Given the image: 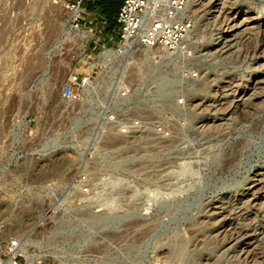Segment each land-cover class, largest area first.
Masks as SVG:
<instances>
[{"label":"rangeland","instance_id":"1","mask_svg":"<svg viewBox=\"0 0 264 264\" xmlns=\"http://www.w3.org/2000/svg\"><path fill=\"white\" fill-rule=\"evenodd\" d=\"M96 1L83 6H95L106 24L87 32L85 23L88 35L80 39L67 36V12L53 0H0V236L23 237L42 264L64 255L95 256L102 264H245L233 255L247 245L194 243L204 205L226 197L234 205L233 195L264 173V106L250 123L204 132L201 124L220 122L221 112L202 116L192 105L211 99L228 80L239 78L246 87L264 59L206 54L226 26L201 14L191 18L184 49L119 52L118 26L107 30L109 19ZM227 12L226 18L237 17L233 23L248 16L262 23L264 0H234ZM99 38L115 52L104 57L105 49H92L89 42ZM79 53H101L103 66H92L98 89L68 106L58 92ZM119 80L130 84L132 95L122 110L149 111V137L117 136L101 125L97 99L106 96L113 110ZM238 140L246 145L237 165L223 170ZM82 175L86 195L72 188ZM256 208L249 217L260 227L264 210ZM222 217L211 219L206 237L221 231Z\"/></svg>","mask_w":264,"mask_h":264},{"label":"bare ground","instance_id":"2","mask_svg":"<svg viewBox=\"0 0 264 264\" xmlns=\"http://www.w3.org/2000/svg\"><path fill=\"white\" fill-rule=\"evenodd\" d=\"M223 1L224 0H190L189 6L187 7V16L190 19L195 16L199 17V14H201V16L208 15L209 18H207V20L212 19L211 23L213 25H221L224 23L223 26H226L223 32L219 33L222 39L213 47L215 51H213V53L206 54L212 55L214 52H219V55H223L227 58L231 57L234 60H246L247 58L255 57L256 55H258L259 58L264 59V31L262 30L264 21L259 23L254 18L248 16L243 22L233 23L237 20V17L230 18L228 15L230 18L229 19L225 16L228 14L227 11L229 6L233 4L234 0H225V2L228 4L227 5L225 3V7L221 6ZM246 25L247 27L244 28V30H241V33L239 34L240 29ZM72 33H75V36L79 37L80 39H84L88 35L85 31H70L69 29L66 32L68 37H70ZM187 37L189 38L188 35ZM188 38L185 39V42ZM132 47H137L141 51L148 49L136 45H133ZM152 48L161 49L158 47ZM179 48L181 49V47ZM179 48L174 50H162L174 52ZM117 50L122 52L123 50L125 51L128 49L121 46ZM114 52L115 49L107 48L101 55L105 57L107 55L113 54ZM263 66L264 63L259 65L255 75L252 78L250 76L246 80V84H248L246 87L241 86L243 84L242 82H244L241 81V79H231L218 87L217 92L214 90L216 93L212 92L211 99L205 98L202 102L199 101V103L192 105V111H198L202 116L211 112H221L222 118H220V122L206 123L204 121L205 124H201L200 127H202L204 132H221V130H223L225 127L229 128V126H233L234 128L239 124L242 125L244 123H250L256 117L258 112L264 106ZM211 82L209 83L210 85H208V88L214 86L216 83V81L213 83ZM202 116H199V119ZM223 120L225 123H222ZM245 145L246 141L241 140L236 144V146H234V148L229 152L230 157H227L225 160L223 170H229L236 167L237 159L240 155L241 149H243ZM261 191L264 192V173H262L258 179L250 181L247 184L246 189L242 190L238 195H233L238 197L234 205H232V200H230L229 197L218 199L215 202L213 200L206 203L201 210V213L204 215L203 219L199 222L200 230L197 233L199 235L201 233L202 234L200 235V240L194 243V246H207L210 244L212 239L217 241V244H221L224 241H229L234 242L236 245H247V248L245 249H238V251L235 253L237 255H233V257H238V259H240V261L245 264H264V225L260 227L253 226L251 224L253 219L249 217L250 210L254 209L255 207H257L256 209L264 210V198H261L259 194ZM256 201H258V203H256ZM217 215H223L221 218L223 223V225L220 227L221 231H218L219 233L215 234L212 238L206 237L203 232L209 226H213V223L210 221L212 218L217 217ZM39 226L40 222H36L31 230H34ZM13 227H18V224L14 225ZM253 229H257L259 232L255 233L253 232ZM31 241L33 245L37 244L36 240ZM251 242H254V246L252 248L250 247L249 249L248 247L252 244ZM161 253H163V251ZM41 257V255L32 254L31 252V260H38ZM156 258L158 259V257ZM163 262L164 261H162V263Z\"/></svg>","mask_w":264,"mask_h":264},{"label":"built area","instance_id":"3","mask_svg":"<svg viewBox=\"0 0 264 264\" xmlns=\"http://www.w3.org/2000/svg\"><path fill=\"white\" fill-rule=\"evenodd\" d=\"M59 4L68 15L70 31H84L81 27L87 23V32H92L97 24H106L100 15H91L83 6L87 0H53ZM190 0H123L116 13L117 48L121 46L130 50L133 45L145 48L158 47L174 50L184 47L185 39L193 28L192 19L187 16V7ZM95 8V6H93ZM86 32V31H85ZM102 39L91 41L92 49H105ZM184 49V48H181ZM101 53H79L76 69L71 71L66 81L61 85L58 98L68 106L83 101L87 96L98 89L99 79L92 70V66L102 68V61L98 60ZM126 54V53H118ZM134 54V53H132ZM158 58V57H157ZM117 96L114 109L106 103L107 97L97 99L101 102L98 107V117L101 125L109 126L114 135L121 137L147 136L149 137V111L132 113L122 110L131 99L130 84L124 80L115 85ZM75 185L80 187V193H88V184L85 176L76 179ZM1 227V226H0ZM26 240L20 236H0V264H30L31 252ZM43 260V257H41ZM38 259L36 264H42ZM54 264H102L95 256L64 255L58 256Z\"/></svg>","mask_w":264,"mask_h":264},{"label":"trees","instance_id":"4","mask_svg":"<svg viewBox=\"0 0 264 264\" xmlns=\"http://www.w3.org/2000/svg\"><path fill=\"white\" fill-rule=\"evenodd\" d=\"M122 1L123 0H97L96 1L100 9V12L104 15L105 18L109 19L110 23L107 26L108 31H110L116 25L114 18L116 16V13ZM90 8L92 9L93 6H90Z\"/></svg>","mask_w":264,"mask_h":264},{"label":"crops","instance_id":"5","mask_svg":"<svg viewBox=\"0 0 264 264\" xmlns=\"http://www.w3.org/2000/svg\"><path fill=\"white\" fill-rule=\"evenodd\" d=\"M85 8H86V6H85ZM87 9V8H86ZM88 11H89V13L92 15V13H93V15H95V14H97V15H99L98 13H96V11H93V10H91V8H90V6L88 5V9H87ZM95 13V14H94ZM101 16V15H100ZM102 17V16H101ZM103 18V17H102ZM114 21H115V24L117 25V23H116V20H115V18H114ZM118 26V25H117ZM103 40H106V38H103ZM89 45H90V42H89Z\"/></svg>","mask_w":264,"mask_h":264}]
</instances>
